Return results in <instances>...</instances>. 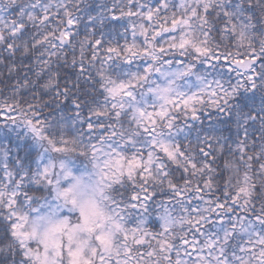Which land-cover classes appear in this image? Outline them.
<instances>
[{
    "label": "snow or ice",
    "instance_id": "obj_1",
    "mask_svg": "<svg viewBox=\"0 0 264 264\" xmlns=\"http://www.w3.org/2000/svg\"><path fill=\"white\" fill-rule=\"evenodd\" d=\"M0 264H264V0H0Z\"/></svg>",
    "mask_w": 264,
    "mask_h": 264
}]
</instances>
